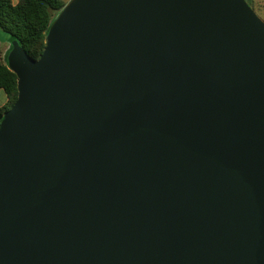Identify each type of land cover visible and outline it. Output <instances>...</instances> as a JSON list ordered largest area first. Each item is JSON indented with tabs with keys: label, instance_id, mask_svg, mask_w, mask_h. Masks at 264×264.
I'll use <instances>...</instances> for the list:
<instances>
[{
	"label": "water",
	"instance_id": "1",
	"mask_svg": "<svg viewBox=\"0 0 264 264\" xmlns=\"http://www.w3.org/2000/svg\"><path fill=\"white\" fill-rule=\"evenodd\" d=\"M6 64L0 264H264V21L247 0H72Z\"/></svg>",
	"mask_w": 264,
	"mask_h": 264
},
{
	"label": "trees",
	"instance_id": "2",
	"mask_svg": "<svg viewBox=\"0 0 264 264\" xmlns=\"http://www.w3.org/2000/svg\"><path fill=\"white\" fill-rule=\"evenodd\" d=\"M65 5L63 0H17L16 3L0 0V32L4 31L10 40H17L32 58L38 59L46 48L49 30ZM0 88L8 97L6 104L0 106L1 123L3 114L18 98L17 74L1 59Z\"/></svg>",
	"mask_w": 264,
	"mask_h": 264
},
{
	"label": "crops",
	"instance_id": "3",
	"mask_svg": "<svg viewBox=\"0 0 264 264\" xmlns=\"http://www.w3.org/2000/svg\"><path fill=\"white\" fill-rule=\"evenodd\" d=\"M13 1L15 3L17 2V0H13ZM63 1L65 2V4H66L65 7H66L72 0H63ZM9 40L10 39L7 35L1 36V39H0V59L5 61V62H6V59L8 57V56L6 57V52L8 51ZM6 45H8V46H6ZM7 100H8V97H7L5 90L0 88V106H3L4 104H6Z\"/></svg>",
	"mask_w": 264,
	"mask_h": 264
},
{
	"label": "rangeland",
	"instance_id": "4",
	"mask_svg": "<svg viewBox=\"0 0 264 264\" xmlns=\"http://www.w3.org/2000/svg\"><path fill=\"white\" fill-rule=\"evenodd\" d=\"M248 3L253 8V10L256 12V14L264 21V0H251ZM3 35H7V34L4 31H1L0 32V37L3 36ZM10 41L11 40H9V47H8V51L6 52V57L10 54V52L12 50V47H13L10 44L11 43ZM6 46H8V45H6Z\"/></svg>",
	"mask_w": 264,
	"mask_h": 264
}]
</instances>
